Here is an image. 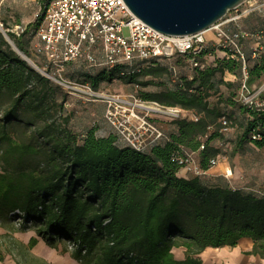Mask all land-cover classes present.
Masks as SVG:
<instances>
[{
  "label": "trees",
  "instance_id": "obj_1",
  "mask_svg": "<svg viewBox=\"0 0 264 264\" xmlns=\"http://www.w3.org/2000/svg\"><path fill=\"white\" fill-rule=\"evenodd\" d=\"M9 27L0 15V218L11 222V211L24 212L30 223L17 229H33L50 246L75 243L70 256L79 264H207L199 257L206 247L233 246L242 237L252 240L246 253L264 259V192L177 174L181 149L193 152L203 170L221 157L212 141L222 136L221 117L231 124L233 111L224 107L236 103L234 92L219 94L220 86H233L223 74H240L239 59L208 46L212 59L204 68H191L183 55L173 58L190 69L180 75L158 61L85 73L80 81L95 90L100 81L118 78L138 88L143 100L185 111L170 120L174 131L165 132L166 140L137 151L119 145L112 134L97 135L95 127L72 131L64 108L70 95L4 36L32 58L21 38L28 26L19 34ZM255 51L258 58L245 57L248 88L264 79V55ZM149 85L155 89H141ZM241 104L246 117L231 154L247 143L264 148V105ZM174 248L183 255L176 257Z\"/></svg>",
  "mask_w": 264,
  "mask_h": 264
},
{
  "label": "built area",
  "instance_id": "obj_2",
  "mask_svg": "<svg viewBox=\"0 0 264 264\" xmlns=\"http://www.w3.org/2000/svg\"><path fill=\"white\" fill-rule=\"evenodd\" d=\"M244 3V2H243ZM240 5L226 13L207 30L185 35L163 34L137 18L124 0H43L39 8L40 21L35 35L38 42L34 50L44 56L41 74L61 86L70 96L83 99H100L105 102L103 118L107 125L101 134H112L121 146L137 151H145L151 145L160 143L167 136L158 120L175 119L185 115L177 106H164L156 101L143 100L135 92L104 93L95 90L83 81L68 79L64 72L70 63L84 61L91 68L131 67L144 61H170L177 56H186L191 68H204L210 55L208 46L220 48L241 61L242 89L240 100L249 106L261 107L264 100L259 98L263 87L252 91L245 85L247 71L243 40L248 33L240 29H229L230 23L240 18L242 13L251 11L249 6L239 11ZM24 27L15 25L13 31L19 34ZM206 32H211L207 37ZM254 48L251 56L256 54ZM175 75L174 65L167 62ZM175 77V76H174ZM174 79V78H173ZM192 120H197L191 115ZM221 131L228 130L227 121L221 117ZM254 137V136H253ZM203 148V145L200 146ZM178 163L193 176H201L214 167L219 157L209 160L210 168L203 170L198 165L193 152L181 149ZM231 169L225 167L223 175L231 176ZM14 227L30 223L25 213L15 209L9 213ZM70 250L75 243L66 242Z\"/></svg>",
  "mask_w": 264,
  "mask_h": 264
},
{
  "label": "rangeland",
  "instance_id": "obj_3",
  "mask_svg": "<svg viewBox=\"0 0 264 264\" xmlns=\"http://www.w3.org/2000/svg\"><path fill=\"white\" fill-rule=\"evenodd\" d=\"M42 4L43 0H0V15H3L7 19V22L10 25V30L14 29L15 25H21L24 28L28 26L27 32L24 33L21 38L28 44L29 52L33 58H30L31 61L36 65L38 63L39 65L37 66L40 69L45 67V60L42 54H38L34 50V46L38 42L34 28L37 15L40 12L39 8L42 6ZM245 8L248 7L244 2L242 5H240L238 10L241 11ZM230 14L233 15L234 11H230ZM206 36L210 37L211 32H206ZM242 50L246 57H250V60L255 59L251 56L252 49L250 47V41H245L244 43L242 42ZM218 54L221 55L220 53ZM258 54L262 56L264 55V52H261L258 49L257 55ZM255 57L258 58L259 56ZM209 59H212V55L208 56V60ZM151 62H153V60L144 61L143 65H150ZM167 62H170L172 65L175 64L174 67L178 72L177 75L189 73L190 71L189 67L186 66L185 63L183 64V62H181L180 64H176L175 59H170V61H158V63L161 64H167ZM99 71H101L100 68L88 67L84 61L79 60L75 63H70L66 67L64 75L68 79L80 81L81 77H83L85 73L97 74ZM173 78L174 77H172V79ZM223 80L232 81L233 86L228 88L222 84L220 86L219 94L223 97H226L230 91L234 92L233 100L235 101L236 106L233 107L234 109H232V107H224V109L228 111H233L232 118H228L231 124L228 130L222 131V136L219 139H214L212 141L213 144L220 148L221 157L214 167L210 168L206 174L201 175V181L206 185L219 184L235 186V183L239 181L238 177L240 174L237 175V172L232 167V163L236 165V163L239 162V166L242 170L241 173L247 177L244 184L248 185L245 186L247 189L253 188V186L258 185V181H264V148L256 150V147L253 144H245L243 150H241L239 154L242 157L245 156V158L248 159L246 163L242 162V160L238 158L239 154H231L235 137L241 132V123L244 122L246 117L245 113H242L238 108L239 105H242V101L240 100L243 83L242 74L241 72L240 74H234V72L225 71L223 74ZM258 87H263L264 90V79L260 85L253 84L249 90L252 91ZM141 89L143 91L153 90L155 89V86L149 85L146 87H141ZM98 90L104 93H136L138 88L136 89L131 84L125 83L118 78H114L110 81H100L98 84ZM64 106L65 113L69 112V114H67L68 126L76 134L85 132L90 127H95L97 135L101 136L102 132L106 130L107 125L103 118V111L105 107L104 101L100 99L87 100L76 96H70L68 97V102ZM158 124L161 126L164 132L170 133L172 124L169 119L161 118L158 120ZM225 167H229L231 169V176L225 177L223 175V170ZM242 180L244 181V178H242L241 181ZM34 237L35 236H31L30 239ZM29 241V247H33L36 244L35 243L30 246ZM40 246L42 250L41 254L47 257L48 264H79L70 256V248H68L67 244H65L62 240L55 241L54 246H50L42 241V243L40 242ZM214 252H216V250L206 249L199 254V257H201L204 262H206L209 257V261L211 262L216 260V257H218V255L214 254ZM173 253L176 257H181L183 255V250L182 248H174ZM23 264H26L25 260L23 261Z\"/></svg>",
  "mask_w": 264,
  "mask_h": 264
},
{
  "label": "crops",
  "instance_id": "obj_4",
  "mask_svg": "<svg viewBox=\"0 0 264 264\" xmlns=\"http://www.w3.org/2000/svg\"><path fill=\"white\" fill-rule=\"evenodd\" d=\"M245 5H247V7H253L252 10L242 13L239 20L237 19L238 21L230 23L228 28L232 30L240 29L246 31L249 36L247 39L243 40V43L245 41H250V47L252 50L255 48L264 52V0H246ZM263 94L264 91L262 92V95ZM170 131H174V128L170 129ZM256 150L259 149L256 148ZM239 152L236 154H239ZM238 158L244 163L248 160L245 156L242 157L240 154ZM239 165V162L236 163V165L232 163L233 169L237 172V175H240L238 177L239 181L235 183V186H231L247 188L245 185L248 184H244L247 177L241 173L242 170ZM177 174L187 178L193 176L185 167L180 168ZM242 178H244V181H241ZM257 184L258 185L249 189H255L256 187V190L264 192V181H258ZM31 236H35L37 238L36 244L33 247L28 246V241ZM42 241L43 240L41 238L36 236L34 230H19L15 228L7 219L0 218V264H23L24 260L26 261V264H48L47 257L41 254L42 250L40 242L42 243ZM251 246L252 240L248 237H242L233 246L226 245L217 248L206 247L204 250H216L214 254L218 255L216 260L211 262L208 257L206 263L264 264V259L259 255L246 253Z\"/></svg>",
  "mask_w": 264,
  "mask_h": 264
},
{
  "label": "water",
  "instance_id": "obj_5",
  "mask_svg": "<svg viewBox=\"0 0 264 264\" xmlns=\"http://www.w3.org/2000/svg\"><path fill=\"white\" fill-rule=\"evenodd\" d=\"M246 0H124L129 10L141 21L160 33L185 35L207 30L227 12ZM14 50L31 67L42 72L19 51L4 33ZM43 75V74H42Z\"/></svg>",
  "mask_w": 264,
  "mask_h": 264
},
{
  "label": "bare ground",
  "instance_id": "obj_6",
  "mask_svg": "<svg viewBox=\"0 0 264 264\" xmlns=\"http://www.w3.org/2000/svg\"><path fill=\"white\" fill-rule=\"evenodd\" d=\"M31 60V59H30Z\"/></svg>",
  "mask_w": 264,
  "mask_h": 264
}]
</instances>
